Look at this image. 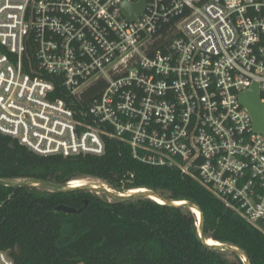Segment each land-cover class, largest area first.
Instances as JSON below:
<instances>
[{
    "label": "built area",
    "instance_id": "built-area-1",
    "mask_svg": "<svg viewBox=\"0 0 264 264\" xmlns=\"http://www.w3.org/2000/svg\"><path fill=\"white\" fill-rule=\"evenodd\" d=\"M140 1L0 0V132L44 155H100L116 138L259 226L264 133L240 95L257 83L264 116V0H144L128 19L122 4ZM0 264H14L4 250Z\"/></svg>",
    "mask_w": 264,
    "mask_h": 264
},
{
    "label": "trees",
    "instance_id": "trees-1",
    "mask_svg": "<svg viewBox=\"0 0 264 264\" xmlns=\"http://www.w3.org/2000/svg\"><path fill=\"white\" fill-rule=\"evenodd\" d=\"M55 82L54 97L70 99ZM104 87L98 80L82 89L81 100L73 104L78 117L85 116L80 111ZM104 139L100 155H44L0 132V178L61 185L92 178L119 190L150 188L170 200L191 201L202 210L206 238L239 246L251 264H264V221L259 226L247 222L195 177L174 166L141 162L127 143ZM59 204L81 210L66 212L56 208ZM0 250L14 264H245L235 252L203 244L197 218L187 208L148 197L108 199L89 191L59 192L42 186L0 184Z\"/></svg>",
    "mask_w": 264,
    "mask_h": 264
},
{
    "label": "water",
    "instance_id": "water-1",
    "mask_svg": "<svg viewBox=\"0 0 264 264\" xmlns=\"http://www.w3.org/2000/svg\"><path fill=\"white\" fill-rule=\"evenodd\" d=\"M121 8L124 14L128 17V19L131 20L136 19L144 8V0H141L136 4L123 3ZM240 102L243 106H245L249 110L252 117L254 129L256 131H261L264 133L263 106L259 100L257 83L252 84V86H250L248 90H246L240 95ZM0 184L10 187L42 186L49 190L59 191V192L83 190V191L94 192L97 194L101 193L111 198H115L119 200L148 197L157 201L156 198H159L162 200L163 204H168L177 207H184L191 210L194 214H195L194 210L197 209L200 213V217L197 221L198 237L200 241L203 244L220 251L235 252L242 258L245 264H251V261L247 256V253L241 247L219 241H215V243L208 242L209 239L211 238H206L204 234V217L202 210L198 204L191 201L182 200L181 202V201L170 200L164 197L163 195H161L159 192L150 188H144V190L141 191L131 192L129 190H119L106 184L95 185V184L84 183L79 186H70L68 183L66 185H61L40 179H5V178H0ZM86 201L87 200H84V203H86ZM56 208L66 212H78L81 210V208L77 209L75 207L68 206L65 204H59L56 206Z\"/></svg>",
    "mask_w": 264,
    "mask_h": 264
},
{
    "label": "bare ground",
    "instance_id": "bare-ground-1",
    "mask_svg": "<svg viewBox=\"0 0 264 264\" xmlns=\"http://www.w3.org/2000/svg\"><path fill=\"white\" fill-rule=\"evenodd\" d=\"M84 183H85V184H95V185L97 184V183L90 182V181H86V180H83V179H73V180H71V181L68 182V184H69L70 186H79V185L84 184ZM141 190H144V188L130 189L129 191L134 192V191H141ZM156 200H157L159 203H162V200H161V199L156 198ZM181 202H182V201H181ZM194 212H195V216H196L197 221H198V219H199V217H200V213H199V211H198L197 209H195ZM208 242H210V243H215V240H213V239H209Z\"/></svg>",
    "mask_w": 264,
    "mask_h": 264
},
{
    "label": "rangeland",
    "instance_id": "rangeland-1",
    "mask_svg": "<svg viewBox=\"0 0 264 264\" xmlns=\"http://www.w3.org/2000/svg\"><path fill=\"white\" fill-rule=\"evenodd\" d=\"M83 180L90 181V182H94V183H97V184H106V185H109V184H107V183H105V182H103L102 180H99V179H92V178H90V179H83ZM99 195L105 196L106 198L111 199V197L106 196L104 194L99 193Z\"/></svg>",
    "mask_w": 264,
    "mask_h": 264
}]
</instances>
